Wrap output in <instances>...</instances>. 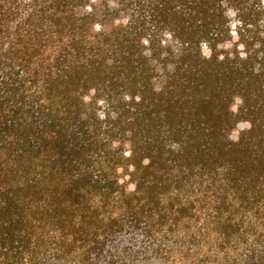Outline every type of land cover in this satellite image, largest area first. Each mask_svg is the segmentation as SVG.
<instances>
[{"label": "trees", "instance_id": "1", "mask_svg": "<svg viewBox=\"0 0 264 264\" xmlns=\"http://www.w3.org/2000/svg\"><path fill=\"white\" fill-rule=\"evenodd\" d=\"M0 264H264V0H0Z\"/></svg>", "mask_w": 264, "mask_h": 264}]
</instances>
